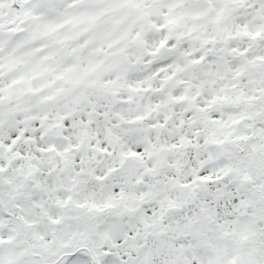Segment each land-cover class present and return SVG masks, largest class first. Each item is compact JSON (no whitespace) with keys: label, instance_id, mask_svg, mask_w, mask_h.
I'll use <instances>...</instances> for the list:
<instances>
[{"label":"snow or ice","instance_id":"1","mask_svg":"<svg viewBox=\"0 0 264 264\" xmlns=\"http://www.w3.org/2000/svg\"><path fill=\"white\" fill-rule=\"evenodd\" d=\"M0 264H264V0H0Z\"/></svg>","mask_w":264,"mask_h":264}]
</instances>
